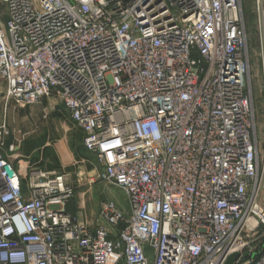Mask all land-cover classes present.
Instances as JSON below:
<instances>
[{"label":"built area","instance_id":"obj_1","mask_svg":"<svg viewBox=\"0 0 264 264\" xmlns=\"http://www.w3.org/2000/svg\"><path fill=\"white\" fill-rule=\"evenodd\" d=\"M0 1L5 102L55 96L128 201L81 222L69 174L5 154L20 149L5 119L0 264H264L243 0Z\"/></svg>","mask_w":264,"mask_h":264},{"label":"rangeland","instance_id":"obj_2","mask_svg":"<svg viewBox=\"0 0 264 264\" xmlns=\"http://www.w3.org/2000/svg\"><path fill=\"white\" fill-rule=\"evenodd\" d=\"M246 31L251 63L257 130L264 140V64L260 22L255 0H243ZM5 20V8L0 1V21ZM6 82L0 79V124L6 119L11 137L16 138L20 149L5 154L19 168L28 167L67 173L72 181L74 196L69 210L80 221L96 224L104 201H114L128 210L124 191L106 183L99 177L101 168L95 156L83 146V134L70 121L69 114L55 96L22 107L13 100L5 102ZM7 103V104H6Z\"/></svg>","mask_w":264,"mask_h":264},{"label":"water","instance_id":"obj_3","mask_svg":"<svg viewBox=\"0 0 264 264\" xmlns=\"http://www.w3.org/2000/svg\"><path fill=\"white\" fill-rule=\"evenodd\" d=\"M261 28H262L263 44H264V6L262 9V14H261ZM262 202H263V209H264V187H263Z\"/></svg>","mask_w":264,"mask_h":264},{"label":"crops","instance_id":"obj_4","mask_svg":"<svg viewBox=\"0 0 264 264\" xmlns=\"http://www.w3.org/2000/svg\"><path fill=\"white\" fill-rule=\"evenodd\" d=\"M82 140H83V138H82ZM85 150H86V149H85ZM86 151H87V150H86ZM87 153H89V155L91 154V153L88 152V151H87ZM92 155H93V154H92ZM95 159H96V158H95ZM96 162H97V161H96ZM17 168H19V166H17ZM24 169H25V167H24V168L22 167V168H21V171H24ZM46 170H47V169H46ZM49 171H55V170H49Z\"/></svg>","mask_w":264,"mask_h":264},{"label":"bare ground","instance_id":"obj_5","mask_svg":"<svg viewBox=\"0 0 264 264\" xmlns=\"http://www.w3.org/2000/svg\"><path fill=\"white\" fill-rule=\"evenodd\" d=\"M253 221H255V220L253 219Z\"/></svg>","mask_w":264,"mask_h":264}]
</instances>
